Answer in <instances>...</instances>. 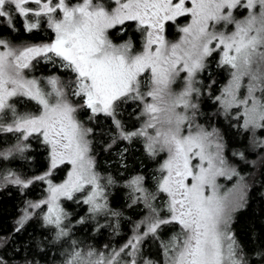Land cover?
I'll return each mask as SVG.
<instances>
[{"label": "snow or ice", "instance_id": "snow-or-ice-1", "mask_svg": "<svg viewBox=\"0 0 264 264\" xmlns=\"http://www.w3.org/2000/svg\"><path fill=\"white\" fill-rule=\"evenodd\" d=\"M126 22H134L143 37L140 51H134L132 38L113 42L110 30L120 26L123 39ZM169 26L180 33L175 42L166 38ZM45 27L54 34L48 42L13 43L21 29L38 34ZM214 54L219 56L216 66L229 74L219 95H212L214 79L201 86L198 78L205 72L211 77ZM37 63L51 64L66 79L53 75L41 81L26 74ZM178 81L183 83L176 92L172 85ZM205 90L218 105L217 115L237 121L251 146L264 149V138L258 136L264 134V0H0V144L7 134L16 140L0 148V170L5 161L23 156L30 137L47 148L48 156L42 175L0 171V184H47V198L24 209L15 231L31 218L29 209L46 205L43 221L53 227V243L69 242L68 214L59 201L81 202L77 193L90 213L118 215L108 209L105 195L115 181L101 183L90 154L94 129L77 117L86 110L88 120L101 114L111 118L116 131L106 150L119 141L143 138L150 156L164 152L167 158L154 190L145 187L144 176L126 185L132 203L145 209L136 235L107 253L85 252L71 240L64 264H157L142 256L140 245L147 238L160 239L166 226L176 231L161 242L164 264H264V246L249 252L237 241L233 205L217 192V177L231 179L237 173L223 155L220 131L197 123ZM27 102L35 110L19 111L17 105ZM126 104H136L138 118H145L133 131L118 119ZM233 155L245 159L244 152ZM62 165L66 178L55 184L54 173ZM0 264L7 261L0 257Z\"/></svg>", "mask_w": 264, "mask_h": 264}, {"label": "trees", "instance_id": "trees-1", "mask_svg": "<svg viewBox=\"0 0 264 264\" xmlns=\"http://www.w3.org/2000/svg\"><path fill=\"white\" fill-rule=\"evenodd\" d=\"M16 23L19 27L20 21L17 20ZM119 27L110 30L113 42L122 43L125 39L132 38L134 51H140L143 37L135 30L134 22H126L124 27L127 31L123 39L119 36ZM171 30L173 27L169 26L167 32ZM14 35L19 36L20 39L13 43L20 45L48 42L53 33L47 28L41 29L38 34H28L21 29ZM210 65L211 77L207 72L198 74V77L206 81L205 84L210 78L214 79L216 84L213 85L212 95H218V91L228 77L224 78L222 73L225 69L218 68L213 63V59H210ZM26 74L41 81L53 75L66 78L62 71L46 63H37L36 67L31 71L27 70ZM199 101L201 115L198 116L197 123L206 130L220 131L223 136L224 157L231 168L242 176L246 187L244 203L232 216V231L237 241L251 252L253 249L264 246V149L251 146L249 134L239 130L237 121H230L223 115H217L218 105L213 103L206 90ZM36 107L33 102L17 105L21 112H32ZM139 112L140 109L136 104L122 106L118 119L122 121L127 131H133L141 124L143 118H138ZM86 114L87 112L82 110L78 113V117L86 126L94 129L90 137L92 147L90 154L95 159V171L102 178V184L106 183L108 178L115 181L106 188V197L108 209L118 215L90 213L88 205L82 202L81 193L75 194L81 198V202L62 199L61 206L67 208L69 212L64 223L71 230L70 238L67 243H53L55 232L52 226L44 223L43 208L29 209L32 212L31 218L23 222L19 232L15 231L19 227L18 221L23 216L24 209L29 204L45 198L47 184L37 181L28 188L2 184L0 187V257H3L7 264H26L27 260H32L34 264H62L66 259V252L70 251L71 240H75L83 251L89 248L96 251L119 249L136 233L135 226L144 218L145 209L139 204L132 203L131 190L126 185L133 177L144 176L145 187H148L150 191L154 190L156 178L160 175L158 170L163 156L160 154L155 157L150 156L138 139H133L131 143L119 141L106 150V145L111 142L112 134L116 131L111 118L99 115L93 120H88ZM258 136L264 138V134L258 133ZM3 139L6 142L0 144V148L6 149L16 142L11 134H7ZM29 142L31 146L23 156L16 155L5 161L0 171L6 174L10 170L26 178L42 175L47 170V148L31 137L25 143ZM236 152H244L245 159L233 155ZM66 167L62 165L54 173L53 183L63 179ZM156 203H163V201L158 200ZM82 218L85 222L81 224L79 221ZM175 231L176 226H166L160 232V239L143 240L140 245L142 256L150 257L152 252L159 253L161 242H167Z\"/></svg>", "mask_w": 264, "mask_h": 264}, {"label": "rangeland", "instance_id": "rangeland-1", "mask_svg": "<svg viewBox=\"0 0 264 264\" xmlns=\"http://www.w3.org/2000/svg\"><path fill=\"white\" fill-rule=\"evenodd\" d=\"M187 22V20H185V19H182V21H181V23H186ZM46 28V27H45ZM48 30H50V29H48ZM51 31V30H50ZM54 35V34H53ZM166 38L168 39V40H170V41H172V42H175L176 40H178L179 39V36H180V33H178L176 30H175V28H173V30H171L170 32H166ZM123 43V42H122ZM142 45H143V43H142ZM210 59H213V63H215L216 64V61L219 59V56L218 55H216V54H214V57L213 58H210ZM27 71V70H26ZM223 76H225L224 78H227V80H226V82H225V84L220 88V90L227 84V82H228V80H229V74H228V72L226 71V70H224L223 71ZM181 75H184V74H181ZM199 78V80L201 81V86H203V85H206L205 83H206V81H204L202 78L200 79V77H198ZM64 79H66V78H64ZM182 81H178L176 84H173L172 85V88H173V90L174 91H176V92H179L180 90H181V87H182ZM209 83V82H208ZM47 90V89H46ZM220 90L218 91V95H219V93H220ZM206 92H207V90H206ZM202 98V96L199 98V100ZM199 103H200V101H199ZM178 111H180V109H177ZM86 111V110H85ZM233 111H235V109L233 110ZM101 115H103V114H101ZM86 116H87V114H86ZM104 116V115H103ZM77 117H78V114H77ZM143 118V117H142ZM78 119H80L79 117H78ZM87 119V118H86ZM145 118H143V120H144ZM143 120L141 121V124L137 127V128H139V127H141L142 126V123H143ZM136 128V129H137ZM135 130V129H134ZM152 130L151 129H149V132H151ZM208 131H212V130H208ZM138 140H140L142 143H143V145H144V149L146 148V144H145V141H144V139L143 138H138ZM158 154H160V155H162L163 156V158H162V161H161V163H160V165L164 162V160L167 158V154L166 153H164V152H160V153H158ZM224 155V154H223ZM160 168V167H159ZM237 173V172H236ZM66 175H67V173L65 172V175H64V177H63V179L62 180H60V182H57V183H55V184H59V183H61L65 178H66ZM103 181H102V178H101V183H102ZM216 183H217V185H218V189H217V192H218V194L220 195V196H226L227 198H228V201L229 202H231V204L233 205V207H232V212H231V215L233 216V214H234V212H236L238 209H240L241 207H242V205H243V203H244V199H245V186H244V183H243V180H242V176L240 175V174H236V175H233L232 177H231V179H228L227 177H225V176H219V177H217V180H216ZM2 186V184H0V187ZM77 194H79V193H77ZM206 195L207 194H210V190H207L206 191V193H205ZM105 195H106V190H105ZM47 196H48V191H47V194H46V196H45V198H43L42 200H44V199H46L47 198ZM84 198V197H83ZM237 198H240L239 199V204H238V206H236V202H237ZM62 199H64V198H61L60 199V201H59V204H60V206H61V201H62ZM42 200H39L38 202H40V201H42ZM37 203V202H36ZM87 205V204H86ZM62 207V206H61ZM88 207H89V205H88ZM63 208V210L67 213L68 212V210H67V208H64V207H62ZM43 210H44V215L47 213V206L46 205H44L43 206ZM69 213V212H68ZM67 213V214H68ZM69 216V215H68ZM68 218V217H67ZM134 235H136V233H134L133 235H132V237L129 239V240H131L132 238H133V236ZM159 248V247H158ZM81 250H82V248H80ZM87 251V250H86ZM85 251V252H86ZM99 252V251H98ZM103 252H105V253H107L108 251H103ZM150 257H152V258H154L155 260L154 261H156L157 262V264H164V261L167 259V257H165L163 254H162V251H161V249H160V252L159 253H157V252H152L151 253V255H149ZM147 257V256H146ZM150 257H148V258H150ZM62 264H64V262L62 263Z\"/></svg>", "mask_w": 264, "mask_h": 264}]
</instances>
